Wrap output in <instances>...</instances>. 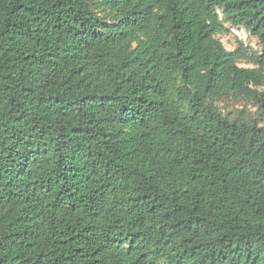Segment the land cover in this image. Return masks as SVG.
<instances>
[{"label":"trees","instance_id":"1","mask_svg":"<svg viewBox=\"0 0 264 264\" xmlns=\"http://www.w3.org/2000/svg\"><path fill=\"white\" fill-rule=\"evenodd\" d=\"M0 264H264V0H0Z\"/></svg>","mask_w":264,"mask_h":264},{"label":"rangeland","instance_id":"2","mask_svg":"<svg viewBox=\"0 0 264 264\" xmlns=\"http://www.w3.org/2000/svg\"><path fill=\"white\" fill-rule=\"evenodd\" d=\"M218 37L222 40L225 47L228 50H233L240 43L243 42L245 46H249L254 50H260L261 46L257 38L252 37L247 31L231 27L225 30L224 33L219 34ZM241 66H251L248 61L242 60L240 62ZM244 104L236 102L234 100H228L222 104L224 111L235 110L242 107Z\"/></svg>","mask_w":264,"mask_h":264},{"label":"clouds","instance_id":"3","mask_svg":"<svg viewBox=\"0 0 264 264\" xmlns=\"http://www.w3.org/2000/svg\"><path fill=\"white\" fill-rule=\"evenodd\" d=\"M231 27L237 28L238 30L241 29V30L246 31L245 28L242 27V26H233V25H229V24H228L227 28L230 29Z\"/></svg>","mask_w":264,"mask_h":264}]
</instances>
